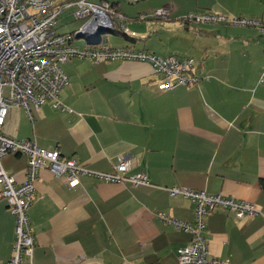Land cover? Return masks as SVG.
Instances as JSON below:
<instances>
[{"label": "crops", "instance_id": "crops-1", "mask_svg": "<svg viewBox=\"0 0 264 264\" xmlns=\"http://www.w3.org/2000/svg\"><path fill=\"white\" fill-rule=\"evenodd\" d=\"M53 1L60 7L76 0ZM85 1L113 5L135 35L110 32L94 39L88 32L78 49L190 57L200 82L159 91L162 78L150 64L73 58L62 65L69 85L60 100L69 111L44 104L31 110L30 119L23 107L9 109L0 129L8 137L56 150L94 172L113 173L120 156L129 155L134 164L126 175L148 178V185L133 187L82 177L69 188L40 170L27 213L36 242L33 264H176L177 250L192 235L170 221L192 224L195 203L170 196L173 187L254 204L258 213L241 220L214 211L204 219L203 236L209 258L264 264V0ZM157 8L169 10L167 20H139ZM203 12L256 24L180 22ZM80 27L71 10L61 11L58 33ZM1 163L17 183L24 180L26 156L8 154ZM14 220L0 200V264L12 254Z\"/></svg>", "mask_w": 264, "mask_h": 264}, {"label": "built area", "instance_id": "built-area-1", "mask_svg": "<svg viewBox=\"0 0 264 264\" xmlns=\"http://www.w3.org/2000/svg\"><path fill=\"white\" fill-rule=\"evenodd\" d=\"M136 4L140 0H127ZM63 10L71 14L81 27L73 34L57 32L58 17ZM169 10L157 8L148 14H140L139 20H167ZM125 17L108 2L92 4L76 0L56 7L53 0H0V129L4 125L11 107H23L31 119V110L49 104L54 109L69 111L61 102L60 93L69 85L62 65L73 58L103 61H137L150 64L162 80L159 91H168L177 86L198 84L200 79L194 73V59L186 56L160 58L129 48L86 46L78 49L74 39L79 33L92 34L96 39L101 30L134 36L124 24ZM182 23H229L235 25L256 24L253 20L226 19L215 13L188 14ZM264 82V72L261 74ZM8 154L27 157L24 180L17 183L2 167V159ZM134 164L129 155H121L113 173L88 170L72 158L62 156L56 150L39 148L34 142L17 140L0 131V200L6 202L14 216V240L12 254L7 264H33L36 247L28 210L34 201V184L39 171L47 170L54 177H61L69 188L79 185L80 178L91 177L106 183L125 184L133 187L148 185L147 175L138 173L127 176ZM170 196H182L195 203V218L192 224L170 221L178 230L190 232V244L179 248L176 264H228L209 258L208 243L203 236L204 219L214 211L231 212L235 219L253 217L258 213L251 202L236 200L220 194H207L186 188L168 189ZM166 220V218L161 217Z\"/></svg>", "mask_w": 264, "mask_h": 264}, {"label": "rangeland", "instance_id": "rangeland-1", "mask_svg": "<svg viewBox=\"0 0 264 264\" xmlns=\"http://www.w3.org/2000/svg\"><path fill=\"white\" fill-rule=\"evenodd\" d=\"M204 13V12H203ZM191 14V13H190ZM194 14H202V13H194ZM216 15H218V16H222V14H219V13H216ZM224 18H226V19H228L229 17L227 16V15H225L224 14V16H223ZM241 19H244V18H241ZM246 20H252V19H246ZM255 21V20H254ZM180 22H182L181 20H180ZM75 23V22H74ZM76 23H78V22H76ZM184 24V23H183ZM197 23H189V24H186V25H190V26H194V25H196ZM200 24H204V23H200ZM220 24H222V23H220ZM74 26V24H72L69 28H71V27H73ZM107 37H108V39L110 40V41H112L113 42V40H114V38H116V37H114L113 35H107ZM85 41L83 40V39H80V40H76V39H74V41H73V44L75 45V44H80V45H82L83 47L85 46V43H84ZM177 56V55H176ZM180 56V55H179Z\"/></svg>", "mask_w": 264, "mask_h": 264}, {"label": "water", "instance_id": "water-1", "mask_svg": "<svg viewBox=\"0 0 264 264\" xmlns=\"http://www.w3.org/2000/svg\"><path fill=\"white\" fill-rule=\"evenodd\" d=\"M107 33H110V32L107 31V30H101V31L99 32L100 35H101V34H107ZM84 35H85V33H79V34L77 35V39H85V38H84Z\"/></svg>", "mask_w": 264, "mask_h": 264}, {"label": "trees", "instance_id": "trees-1", "mask_svg": "<svg viewBox=\"0 0 264 264\" xmlns=\"http://www.w3.org/2000/svg\"><path fill=\"white\" fill-rule=\"evenodd\" d=\"M222 24H227V23H222ZM114 34H118V33H121V32H119V31H115V32H113ZM194 63H195V61H194ZM260 187L262 188V190L264 191V180H260ZM195 215V214H194ZM194 218H195V216H194ZM206 218V217H205Z\"/></svg>", "mask_w": 264, "mask_h": 264}]
</instances>
